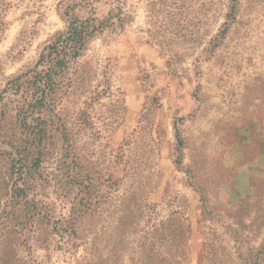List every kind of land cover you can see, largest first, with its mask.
<instances>
[{
	"label": "rangeland",
	"instance_id": "1",
	"mask_svg": "<svg viewBox=\"0 0 264 264\" xmlns=\"http://www.w3.org/2000/svg\"><path fill=\"white\" fill-rule=\"evenodd\" d=\"M118 9L57 108L72 154L54 141L29 204L0 191V264H264V0H0V91L69 19ZM87 198L76 247L32 210Z\"/></svg>",
	"mask_w": 264,
	"mask_h": 264
},
{
	"label": "trees",
	"instance_id": "2",
	"mask_svg": "<svg viewBox=\"0 0 264 264\" xmlns=\"http://www.w3.org/2000/svg\"><path fill=\"white\" fill-rule=\"evenodd\" d=\"M126 19L119 9L102 21L95 18L93 11L84 19H69L65 32L57 34L33 69L12 78L0 91V157L8 173L6 181L0 183V191L8 197L10 204L20 205L21 199L22 206H25L29 204L27 196L30 192L39 193L43 185L37 174L41 164L51 161L55 140L59 141L64 152L61 158L67 159L72 154L74 144L71 130L57 108L67 89L74 85L72 77L76 71V60L92 39L104 31L116 32L123 27ZM3 147L8 150L4 151ZM62 165L59 164L60 173L53 176L59 189L66 184L63 179L69 178L61 173L62 169L65 171L67 168H62ZM48 179L52 181L51 176ZM83 179L84 176L78 174L76 180L80 183L77 184L83 185ZM89 183L93 188L91 179ZM87 189V194H90V188ZM32 204L37 221L49 218L51 231L60 238L66 236L71 246H77L78 220L93 211L90 198L77 201L67 218H55L52 211H45L46 204L39 201Z\"/></svg>",
	"mask_w": 264,
	"mask_h": 264
}]
</instances>
